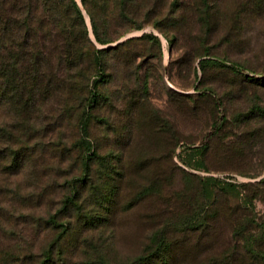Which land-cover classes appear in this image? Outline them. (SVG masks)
Segmentation results:
<instances>
[{"label": "rangeland", "instance_id": "obj_1", "mask_svg": "<svg viewBox=\"0 0 264 264\" xmlns=\"http://www.w3.org/2000/svg\"><path fill=\"white\" fill-rule=\"evenodd\" d=\"M73 1L81 76L30 115L0 101V264H38L49 214L72 232L51 264H129L159 233L175 264H264V0H137L107 43Z\"/></svg>", "mask_w": 264, "mask_h": 264}, {"label": "trees", "instance_id": "obj_2", "mask_svg": "<svg viewBox=\"0 0 264 264\" xmlns=\"http://www.w3.org/2000/svg\"><path fill=\"white\" fill-rule=\"evenodd\" d=\"M111 1L122 4V7L109 8ZM135 1L81 0L90 17L95 40L107 43L116 38L115 35H107L108 31L101 33L98 30V23L101 26L108 24L112 14L137 24V9L127 17L129 9L125 7ZM75 8L73 0H0V101L6 98L11 107L20 109L22 115L27 112L30 115L35 112L37 102L41 104L51 97L58 98L64 89L74 85L78 75L81 76L76 67L88 56V52H81V44L71 31L70 15ZM136 28L141 26L132 25L128 30ZM41 219L58 228L59 241L72 234L71 230H67L70 228L58 223L50 214ZM86 223L89 224L82 228L80 234L91 238L89 231L97 226L90 217H87ZM159 234V241L158 238L153 239V246H146L129 264H175V247L165 240L161 241L162 233ZM73 239L72 247L76 248L82 245V241H87L78 237ZM58 240L51 243V247H43L38 254V264L52 263L51 249Z\"/></svg>", "mask_w": 264, "mask_h": 264}]
</instances>
